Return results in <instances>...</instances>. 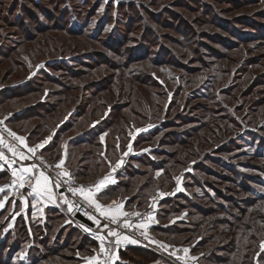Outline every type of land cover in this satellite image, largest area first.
I'll list each match as a JSON object with an SVG mask.
<instances>
[{
    "label": "rangeland",
    "instance_id": "374dc122",
    "mask_svg": "<svg viewBox=\"0 0 264 264\" xmlns=\"http://www.w3.org/2000/svg\"><path fill=\"white\" fill-rule=\"evenodd\" d=\"M90 1L91 0H80V2L84 4V12L82 14L81 9H79L81 16L79 18L82 21L81 24L80 22L78 23L77 20H75L76 18H73L72 21H70L72 25L75 23L81 25L83 30L82 24L85 22L88 13L92 12L91 9L99 5L97 9L98 11H96L97 13L95 14V16H93L87 24H84V26L86 27L85 33L79 37L68 35L65 33V31L56 30L46 31L43 33L39 32L40 35L37 39H34L33 41H25V39H23L24 42H22V46L18 47L14 40L9 38L12 36V34H9V32L14 31L13 29L15 28L2 27L4 22L0 20V29H5L1 32L3 37H0V50H2V52L8 53L7 48L13 47V49L16 50L19 48L11 56V59H6L0 56V75L8 74L6 72L12 69V72L8 76L9 82L6 85L9 86L17 84L26 79L29 80L34 76H37L33 73L35 71L37 72L41 68L44 69L45 65H47L44 62L60 55H56L54 53L53 50L55 46L64 45L66 47L65 55H73V58L75 59V61L71 59L67 60L69 63H72V65H69L68 62H66L69 67H72V71L65 70L62 68V66H56L53 67V70L51 68L46 69V71L49 72L45 73L46 81L41 78L38 79V76L35 77L34 80L37 85H40L39 89L42 92L38 94V96H30L29 98H25L23 100L7 101L6 106L4 108H0V120L6 122L5 119L12 113H15L18 110H22L23 108L37 102L40 99H42L43 102L47 101V104H43V106H41L43 110H48L49 108L51 109L58 104H61V106H65V109H63V111L59 110V114L54 116V124L48 129L46 128L44 133H40L41 131L38 132L37 126L41 124L42 121H44L43 118L47 114L45 116H40L39 118H29L27 120H22L21 122L16 121L6 124H8V128L11 131L15 132L16 135L24 138L26 145H28L29 147H33L40 144L41 142L44 143L45 141L47 142L44 144H47V139L56 129L60 128L62 124L69 123V127L72 126L73 128H71L67 132V127L62 129L60 128V139L58 136L54 141L55 152L46 155L44 158L49 162H55V160H57L59 157L58 149L64 148L63 144H66L69 160L67 163V167H64V169L71 174L73 172V169L77 168L76 174H81V165H86L88 160L96 161L97 163H99V167L97 168L93 176L95 178L97 177V180L107 173L111 172L110 170L118 163L123 164V166L134 165V167H141L139 162L133 160H136L140 157L142 159L144 155L158 159L159 156L156 157V155H154L152 151L153 149H155L158 139L162 138V135L165 133V131H169L168 133L173 131H183L186 129H190L191 125L198 124V119L207 121V116H203L207 110L204 111L201 103H207L211 107H215L216 105V108H220L222 111L216 114V117L211 120L218 122L221 128H224L228 124V120H226L225 117H223L222 119H219V117L222 115H227L226 117H228V119L233 118L238 126L235 124H231L232 132H230L228 135H225L221 132V130L219 131L218 129L217 132L220 136L219 139L214 140L213 136H209L213 140L212 143H219L218 145L214 144L215 148L220 145L225 147V152H213L209 156L215 158L223 157L226 161H233L232 164L238 165L237 169L238 171H240V175H245L247 177L250 176L251 180L253 178H257L256 180L258 182L252 181L251 187L255 191V194L263 196L264 166H262L263 162L260 159H256L253 153L257 156L259 155V152L260 154H264V41L252 38L248 35H254L255 32L253 27L250 26L252 21L256 20V26L258 25L261 26V28H264V16H262L264 14V0H256V2L253 4H249L250 0H204V2H206L208 6H218V10H220L224 17H227L230 21H235L237 20V18L240 19L238 23L241 22V24L239 25L233 24L232 21V25L224 27L222 26L223 29L227 30V33L222 32L219 27H215L211 23L201 24V22L195 19V17H197L198 15L205 14L202 13V8H200L201 6L199 7V11L197 9L182 11L183 15L185 16L184 19L189 20V26H193L197 33H201V31H204L205 33L203 35L194 32L195 34H192L194 36H188V38L193 39V41L198 43V47L200 49V54L198 55H196L193 50L196 49L197 45L194 44V47L189 49L185 48L184 45H180L175 41H172L177 38L180 43V41H184L185 39L183 34L182 36H179V34L181 33H178L179 27L181 25L180 21H178L177 19L173 21L171 18L166 16L167 19H170L173 22V27L164 28L156 24H152V26L157 30V32L153 34L154 38H152V40L156 37H159V39H155L158 40V44H156L155 49L153 50L157 53V50H159L160 48L159 45H168L172 50H174L179 58L178 59L176 56H174L175 61H178L179 64L183 62L184 65H186L182 68L189 67L192 70L188 74L184 73L186 72L185 69L177 67L178 70H176L177 65H173V63H164L161 65L152 64L147 61L137 63L136 61H133L129 58V48L126 47L122 49L121 56L111 55L108 51H106L104 45L101 42L91 41V39H89L87 36L92 37L99 31L102 32V41L107 40L106 38L109 36L110 31L115 27V25L117 27L118 23L122 25L123 20L116 23V19L118 16L119 19H122L120 17L121 15L118 12V4L120 3V0H113L112 2L114 3L108 7L107 4L111 0H92V2L89 3ZM96 1H99V3ZM140 1L144 3L151 2V0ZM167 2H169V0H159L157 6L160 7ZM10 3V0H8L5 7L2 6L0 8L7 13L11 9ZM194 7L197 6L194 5ZM62 8L63 6H61V11ZM107 11L109 12V14H111L112 17L109 24H107ZM207 15L208 16L206 17L209 20L210 18H216L215 14ZM244 16H251L253 18L246 19L247 17L243 18ZM101 19H103L102 22L100 21ZM100 22L106 24V26L104 27L103 25L102 27V25H100ZM234 23H237V21H235ZM34 25L35 24H31L32 27ZM233 28L235 30H233ZM186 29L188 30V28ZM135 32L138 33L139 36L142 34V31L140 29H137ZM208 33H218V35H221L223 37L226 36L228 38L227 42L220 43L219 39L213 40V38L208 37ZM241 33H246L243 37L246 38L247 36L249 39L246 41H240ZM15 38L17 39V37ZM44 40H48V43H43ZM98 52H104L109 59L111 58L112 60H116L119 64L124 62V66H122L120 69H113L103 64L95 65L93 60L89 59H92L91 55H93L94 53L97 54ZM46 53L50 54L45 56ZM218 54H225V57L223 56L224 58H218ZM76 57H78V59ZM15 58H20L19 60L22 61L23 65L16 66ZM84 60L87 62H91V67L83 66L82 63L84 62ZM127 61L128 65L125 64ZM139 68L148 71L151 74L153 80L158 79V85L152 86L153 84L150 83L151 85H149V87H142L132 79H130V72ZM73 70L81 73L77 77H73ZM61 80L64 82L63 84H59V82L56 83V81ZM94 80L100 81L99 90L95 88V82H93ZM65 85L69 86L70 88H68V90L65 89ZM165 90H167L168 97L166 98L165 95L163 96V98H159L157 96V93ZM138 98L141 100L140 105L135 103L136 99ZM154 99L160 101V104L152 102V106L148 107L146 101H152ZM172 100L175 101L173 103L174 106L170 105V109H166V106L169 103L171 104ZM135 104H137L139 110H141L146 117H142V119H140L138 122H135L133 125L134 127H130L131 124L126 125L125 127H117L119 124H121L120 121L123 118L124 114L129 115L130 119L134 117V114H132V112ZM127 105H129V108L127 111H125ZM113 106L121 107L122 111L120 109L115 115H111L110 109ZM75 110L77 111V113L74 115V113L76 112ZM165 112H167L168 115ZM182 113L197 119H195V121H192V123L188 125L180 124L178 126L172 125L168 127L166 130L160 132V135L156 140L153 139L151 141L138 142L137 144L135 143L140 133H146L148 131L151 132L157 127L155 126V124L166 120V118H170V120L176 122V115ZM147 115H149L148 118ZM134 119L137 121L135 117ZM114 121H117V123L114 126L115 128L112 127V129L114 128L113 130H111L113 132L109 131L100 136V138L98 139V141L102 144L98 149H96V147L94 146L88 145L87 142L83 143L79 141V143H81L80 145H74V143L72 142V138L76 137L77 134L80 133V135H85L83 133H85L87 129L92 128L98 124L104 125V128L107 130V126H109V123ZM93 124L94 126H92ZM119 131L123 132V134H121L120 136H118ZM117 133L118 135H116ZM248 133H256V135H250ZM223 137L226 138L225 141L222 140ZM77 140H80V138L76 139V141ZM230 140L234 142L233 146H231V144H228ZM221 141L224 142L221 143ZM212 143L207 140V143L204 144L200 150L205 148L208 149L209 145ZM92 149H95L96 153L94 155H90L89 158H87L86 162H79L80 155L82 156L84 153ZM175 149H177V145L166 147V151H174ZM209 152L210 151H208V153ZM208 153L206 152V154ZM129 154L132 155L129 156ZM206 162L207 163L204 166V170L206 172L209 169H212V172H214L215 169L221 170V163H219V167H216L212 161ZM201 163L204 162L201 161ZM242 165L246 166L243 167ZM192 167H194V164L186 166L185 170L184 168H182L179 172L178 168H175L174 175L176 176L174 177L175 181H173V184H171L170 181L169 184H166L165 186L159 185L158 187H156L154 185L149 191L151 198L148 200L145 207L139 210L130 208V210L128 211H146L152 206L153 201L158 197L172 199L179 194L185 193L190 197L194 196V203H199L206 208L214 207V205H217L218 201H220L219 203H222V205H224V211L226 212L222 213L217 210L218 213L214 215V219H230L231 212L237 213V210L233 209V204L228 201V197L219 198L221 196L216 195L212 189H206V191L212 195L210 198H195V195L201 196L202 194H204V190H200V188L193 185H190V187L187 188L185 186V181L186 179L188 180V176H186L185 172H192L197 174V176L202 179L203 184L212 183L214 185L213 181H215V188L221 189L225 196H235L236 199H247L248 197H250L245 192H239L241 188H245V184L236 183V185H234L233 183H230L228 181L219 182L218 180H214L213 176H209L203 171L199 172ZM126 168L120 172V179L127 176V174L124 172L126 171ZM142 169L147 168L143 167ZM162 172L163 170H159L154 173L156 174V176H158ZM121 173H124V175H121ZM94 177H90L87 179L85 176H83L80 179L73 176L76 181L83 184H88V181L94 182ZM126 179L127 177L125 178V180ZM145 180L146 178L143 179V182ZM191 180L192 179L189 178V181ZM5 181L7 180L2 179L0 181V187H3L9 183H5ZM234 188L237 190L236 192H234ZM16 195L20 194H15L11 197L9 194V198H6L8 199L9 204L0 213V229L2 228L7 231L8 228H6V225L8 219L9 223H11V221L13 220L11 225L15 224L16 228L18 225L17 223L22 218H24L23 214H18V211L20 210V212H22V209H18V211H15L13 213L10 212L13 206V204L10 202L13 201L14 197L18 198ZM2 199L3 198L0 196V204H3L4 206V200ZM178 199L180 200V198ZM119 201L123 202L124 200L120 199ZM98 202H100L101 204H105L106 202L109 203L110 201L106 197L101 198L99 196ZM161 202L157 208L159 209V213H157V216L154 217V221H148V227L146 229L147 235L149 238H152V241L153 239H158L151 230V225H167L171 227L172 225L178 223V221L188 220L187 213L193 212L192 208H182L176 213H171L170 215L166 216L164 211L166 209H170V206H166V204H164L165 202ZM1 209L2 208H0V210ZM228 211H230V213ZM8 214H10V216L7 217ZM160 216L162 220H160ZM33 221L36 222V220ZM62 222L64 221H61L60 223ZM30 223L31 233L32 227L34 230L32 238H30L26 234L25 227L24 229H21L19 225L16 228V232H18L19 235L22 232V238L20 245L16 244L12 239V241H14L15 243V247H20L16 250L13 256V264H28L30 263L29 261H31V258L33 259L34 257H41V253H48L50 250L49 248H43V251L40 250L41 248L39 246V242L40 240L43 241V237H45L44 228L41 227L39 223H33L31 219ZM60 223H57V226L60 225ZM58 227L54 229L50 242L53 241V236ZM86 229L87 232H85L88 233V231L90 230L88 228ZM223 229L225 228H221L218 232ZM142 230L145 231V229ZM212 233H208V235ZM19 235H17L18 237L16 239H20ZM197 241L198 239H195L194 242L189 244L175 243L174 246L176 248L188 249V252L185 253L188 262L193 264H202V262L199 261L200 256L193 253V246H196ZM79 242L80 241H78L77 243L79 244ZM163 242L166 243L165 241ZM170 245L173 246V244ZM32 247H35V251L32 252V254L35 256L29 254V249ZM73 247H76V245H74ZM11 249L12 247L10 243L9 247L5 250V253L7 254L9 251H11ZM29 256H31L30 260H28ZM68 264L75 263L72 262Z\"/></svg>",
    "mask_w": 264,
    "mask_h": 264
},
{
    "label": "trees",
    "instance_id": "16d2710c",
    "mask_svg": "<svg viewBox=\"0 0 264 264\" xmlns=\"http://www.w3.org/2000/svg\"><path fill=\"white\" fill-rule=\"evenodd\" d=\"M8 0H0V7L6 5ZM111 0L107 7L112 5L114 2ZM10 7L11 9L6 13L4 10L0 8V20L4 22L2 27H10L15 28L14 31L9 32V34H12L11 38L14 40L16 45L22 46V42L25 41H33L34 39H37L40 35L39 32L43 33L46 31H65L66 34L79 37L85 33V26L84 24H87L89 20L92 19L93 16L97 13L99 5L94 7L92 12H89L85 22L82 26L79 24H71L70 21H72L73 18H76L77 22L81 24L80 16V10L81 14L84 12L83 5L80 0H10ZM92 0L89 2L91 3ZM99 3V1H96ZM159 0H151L150 3H144L140 0H120V3L118 4V12L121 15L120 17L122 19H119V16L116 19V23L118 21L123 20V24H119L110 31L109 36L106 38L107 40L102 41V32L99 31L97 34L91 36H87L91 41L94 42H101L104 45V48L106 51H108L111 55H122V49L123 48H129L128 52H130V59L133 61H136L137 63H142L143 61L150 62L152 64H164V63H173L176 64V70L177 67L182 68L185 67L183 62L179 64V62L175 61L174 56L178 58L174 50H172L168 45L161 44L159 45V50L156 53L153 49H155L156 44H158L159 37L154 38V33L157 32L155 27L152 26V24H156L160 27L164 28H171L173 27V22L170 19H167L166 16L171 18L173 21L176 19L181 22V25L179 27L178 33L179 36H184V41H178L177 38H175L172 41H175L176 43L180 45H184L185 48L191 49L194 47V44L197 45L196 49H193L195 54H200L198 43L193 41V39L188 38L189 35L197 33V31L194 29L193 26H189V20L184 19V15L182 11L187 10H200L202 8V14L195 17L196 20L201 22V24L211 23L215 27H219L222 32L227 33V30L223 29L222 26H228L233 24H241L238 23L240 21L239 18H237V23H234L235 21H230L227 17H224V15L221 13L220 10H218V6L210 5L208 6L204 0H169L164 5H161L160 7L157 6ZM256 0H250L249 4L255 3ZM197 6V7H194ZM33 6V8H32ZM61 6H63L62 11ZM94 6V5H93ZM201 6V7H200ZM200 7V8H199ZM159 8V9H158ZM157 9V10H156ZM17 12V14H16ZM94 13V14H93ZM207 14L216 16L215 19L210 20L206 17ZM84 15V14H83ZM104 16V15H103ZM102 16V17H103ZM264 16V14L262 15ZM105 17V16H104ZM103 17V18H104ZM165 17V18H164ZM247 16H244L245 18ZM111 14L107 11V24L111 21ZM248 18H253L251 16H248ZM103 19L100 21L102 22ZM255 20V19H253ZM100 25L106 26V24L101 23ZM232 22V23H231ZM257 21H252L250 26L253 27L255 30L254 35H248L255 39H260L261 41H264V28H261V26H256ZM31 24H35L33 27ZM259 24V23H258ZM188 28V30L185 28ZM125 27V28H124ZM193 27V28H192ZM137 29H140L142 31V34L139 36L138 33L135 31ZM5 29H0V37L2 36V31ZM233 30H235L233 28ZM39 33V34H38ZM197 34H205L204 31H201V33ZM244 34L241 33L240 41H246L249 38L246 36L244 38ZM209 38H213V40H218L220 43L227 42V37H223L221 35H218V33L207 34ZM194 36V35H192ZM17 37V39L15 38ZM202 37V35H201ZM200 37V38H201ZM244 38V39H243ZM18 40V41H16ZM155 40V41H154ZM48 40H44L43 43H46ZM202 42V41H201ZM48 43V42H47ZM46 43V44H47ZM21 44V45H20ZM1 46V45H0ZM17 47V48H18ZM1 48V47H0ZM19 49V48H18ZM17 49V50H18ZM16 49L7 48L8 54L6 52H2L0 50V56L11 59V56L17 51ZM54 53L56 55H59L58 57H54L53 59H50L44 63L45 65L44 69H40L37 72L35 71L33 74L38 76V79H44L45 73H49L46 71L47 68H51L53 70V67L56 66H62L63 69L72 71V67H69L66 62L67 60L71 59L74 60L73 55L68 56L65 55L66 53V47L63 46H55L54 47ZM99 53V54H98ZM91 55L93 62L95 65L103 64L109 68L113 69H120L122 66H124V62L119 64L116 60L109 59L104 52ZM50 53H46L48 55ZM194 54V55H195ZM44 56V57H45ZM76 56V55H74ZM90 56V55H89ZM225 57V54H218V58ZM90 57V58H91ZM223 57V58H224ZM78 59V57H76ZM86 58V57H85ZM20 58H15L16 66H22L23 63ZM179 59V58H178ZM83 60V59H82ZM86 60V59H85ZM82 63L83 66H90L91 62L85 61ZM201 62V61H200ZM69 65H72V63H69ZM128 65V61L125 63ZM62 69V70H63ZM185 69V74L190 73L192 71L189 67L182 68ZM12 72V69L7 71L8 74L0 75V108H4L6 106L7 101L9 100H23L25 98H29L30 96H38L42 91L39 89V84L37 85L34 78L37 76H34L32 79H26L20 83L13 84V85H6L9 82V74ZM73 77H77L81 72L73 70ZM131 77L134 82H136L138 85L144 87H149V85L153 84L152 86L158 85V79L153 80L151 77V74L148 71H145L141 68L135 69L130 72ZM65 78V77H64ZM63 78V79H64ZM37 79V80H38ZM56 79V78H55ZM153 80V82H152ZM55 82V81H53ZM63 84L64 82L56 81V83ZM95 82V88L97 90L100 89L99 83L100 81L94 80ZM151 83V84H150ZM65 89L68 90L70 88L69 86L65 85ZM180 88V87H179ZM135 92V91H134ZM166 95V98L168 97L167 90L161 91L157 93V96L159 98H163V96ZM188 99V98H187ZM78 100V99H77ZM140 101V102H139ZM79 102V101H78ZM149 106H152L153 103H159L160 101L154 99L152 101H146ZM175 101L172 100L171 104L169 103L166 106V109H170V105L174 106L173 103ZM135 103L140 105L141 100L138 98L136 99ZM43 104H47V101L43 102L42 99L38 100L37 102L30 104L29 106L23 108L22 110H18L15 113H12L10 116H8L5 120H7L8 123L10 122H16V121H22L27 120L29 118H39L40 116H46L43 118L44 121H42L41 124L37 126L38 130H43L49 128L52 126L55 122L54 116L59 114V110L63 111L65 109V106H61V104L56 105L53 108H49L48 110H43L41 106ZM137 104H135L133 108L132 114H134V117L137 119V121L134 119H130V116L127 114L123 115V118L121 119V124H119L117 127L126 126L131 124L130 127H134V123L138 122L144 114L141 110H139ZM204 108L203 116H207V121H204L203 119H198V124H194L190 126V129H186L183 131H173L168 133L165 131V133L162 135V138L158 139L157 145L155 146V149H153V154L158 157L152 158L149 156H145L141 159L137 158L136 160L139 162L141 167H134V165L127 166L126 168V174L127 179L125 180L124 177L120 179V183L116 186L110 187L107 191L101 195L102 197H106L110 201L113 199H122L125 202V206L128 212L130 208L132 209H143L145 205L147 204L148 200L151 198V195L149 191L152 189V187L155 185L158 187L159 185L165 186L166 184H169L171 181V184H173V181H175L174 177L175 174V168H178V172L184 168L186 169V166L193 165L195 170H198L199 172L203 171L205 174L209 176H213L214 180H218L219 182H230L236 185V183L245 184L244 189H240L239 192H245L248 197L247 199H236L235 196H225L223 194V191L221 189H216L215 184L216 182L213 181L214 185L212 183H205L203 184L202 179L197 176V174L192 172H185L186 176H188V180L185 181V186L187 188L190 187V185L197 186L200 188V190H204V194L201 196H197L195 198H210L212 195L206 191L207 188L212 189L216 195H219L221 197L219 198H226L228 197V201L233 204V209L237 210V213H233L228 211L230 213V219L229 218H221V219H214V215L218 213L217 210L224 213L226 211L224 205L222 203H219V206L214 205V207L206 208L203 205H200L199 203H194V196L190 197L189 195H186L185 193L179 194L178 196L174 198H164L161 203L166 204V206H170V209H166L164 211L165 215H170L171 213H176L178 210L184 208H192L193 212H188L187 217L188 220H182L178 221L175 225H172L171 227L165 225H151V230L153 231L154 235H156L158 240L153 239V242L157 245L161 246L164 245V248L173 250L177 249L174 244L175 243H182V244H189L194 242L195 239H198L196 246H193V253L195 255L200 256L199 261L202 262V264H264V248L261 247L262 244H264V195H257L255 194V191L251 187V182H256L257 178L250 179V176L240 175L237 169L238 165L232 164L233 161L225 160L223 157H211L209 156L213 152H225V147L218 146L217 148L214 147V144L219 143H212V138L209 136H213V139H219V133L217 132L221 130L222 133L225 135H228L231 131V124L237 125L236 121L233 118L226 117L227 115H222L219 117V119H222L223 117L228 120V127L227 125L224 128H221L220 124L218 122H215L211 119L216 117V114H218L220 111H222L220 108L211 107L207 103H201ZM49 105V104H48ZM76 107V106H75ZM126 110H128L129 105L126 106ZM185 108V107H184ZM122 111L121 107L113 106L110 109V114L115 115L118 110ZM145 109V108H144ZM142 109V110H144ZM213 109V110H212ZM44 111V112H42ZM76 111V110H75ZM79 112V111H78ZM74 113V112H73ZM77 113V111L74 113V115ZM80 113V112H79ZM167 114V112H165ZM73 115V114H72ZM168 115V114H167ZM81 116V114H80ZM149 115H147L148 118ZM186 116V117H185ZM170 117V116H169ZM177 121L173 122V120H170V118H166V120L159 121L160 123L155 124L157 126L155 129H153L151 132H142L141 135L137 138L135 143L138 142H145V141H151L156 140L158 136L160 135V132L166 130L168 127L172 125H180L185 124L188 125L192 123V121H195L197 118H193L191 116H187L186 114H178L176 115ZM231 120V121H230ZM77 121V120H76ZM66 123V122H65ZM117 121L109 123V126H107V130L104 128V125H96L92 128H89L85 131L84 136L87 138L85 140H79L80 142H87L88 145L96 147L98 149L102 144L98 141L100 136L104 135L105 133L113 130L116 125ZM211 123V124H209ZM238 126V125H237ZM68 128L66 130L69 131L72 126L69 127V123L64 124V127L62 128ZM101 127V128H100ZM112 127H114L112 129ZM165 128V129H164ZM113 132V131H111ZM60 133V131H59ZM123 134L122 131H119L116 135L120 136ZM250 135H256V133H248ZM77 136H80V133L77 134ZM207 140L211 142L212 144L209 145V148H205L200 150L204 144L207 143ZM222 140H226L225 137L222 138ZM220 141V140H219ZM224 141H221L223 143ZM220 143V144H221ZM78 141L76 142V145H80ZM228 144H231L233 146L234 142L230 140ZM171 145H177V149L174 151H166V147ZM223 145V144H222ZM227 146V145H226ZM34 147V146H33ZM42 149V148H41ZM111 150V149H110ZM208 151H210L208 153ZM206 152L208 154H206ZM96 153L95 149L89 150L86 153H84L82 156L79 157V162H86L87 158H89L90 155H94ZM42 154L43 149H42ZM204 154V155H203ZM256 159H260L264 163V154H260L257 156L253 153ZM46 155H44L45 157ZM86 158V159H85ZM161 158V159H159ZM203 158V159H202ZM202 159V160H201ZM204 163H201V161ZM56 161V160H55ZM206 161H212L215 166L219 167V163L222 164L221 170L215 169L214 172H212V169H209L207 172L204 170V166L207 163ZM55 166L57 165L54 162H51ZM262 163V166L264 164ZM250 165V164H249ZM150 168H149V167ZM245 167L246 165H242ZM65 167V166H64ZM64 167L61 166V170L65 171ZM99 167V163L96 161L88 160L86 165H81V174H76V169H73V172L71 173L75 178H82L85 176L87 179L90 177H94V173L96 172L97 168ZM143 167H146L147 169H142ZM264 168V167H263ZM163 170V172L156 176L154 172ZM71 175V177H73ZM80 175V176H78ZM95 178V177H94ZM94 182H87L90 185H93L97 180L96 178ZM146 178V180L143 182V179ZM189 178L192 179L189 181ZM216 178V179H215ZM2 179H5V183L10 182V175L4 171H0V181ZM258 182V181H257ZM4 184V183H2ZM176 184V182H175ZM264 184V182H263ZM244 186V185H242ZM230 188V187H229ZM208 190V189H207ZM234 192L237 190L234 188ZM255 195V196H254ZM225 196V197H223ZM180 198V200L178 199ZM210 200V199H209ZM183 201V202H182ZM160 205V204H159ZM159 213V209L156 212ZM60 212L55 208H49L46 216V231L44 230L45 237L43 238V241L40 240L39 246L41 249L43 248H49L48 253H42L41 257H34L33 259L31 256V263L30 264H68V263H76L79 260H76V255H84L86 252L93 258H97V252L100 249V242L97 238L98 236H101L100 234L103 232L106 234L105 231L101 230H94L93 228L87 227L85 224L80 223L85 229L88 228L90 231L88 233L81 232L79 229H77L73 222L69 221L70 223L64 222L60 223L62 220H60ZM160 215V214H159ZM162 215V211H161ZM155 216V217H156ZM159 217V216H158ZM55 220H59L58 223L60 225L57 226V222ZM160 220H162L160 216ZM54 221V223H52ZM68 221V220H67ZM28 223L22 218L19 222L17 227L20 225L21 229H26L27 234L30 238H32V234L34 232L32 227V233H31V223H29V227L27 225ZM74 224V225H73ZM8 226V223L6 225V228ZM71 226L75 228L79 233H76V235L71 234V239L73 237V241L75 242L74 245L76 247H73V245L70 247L68 244H65L66 242L62 240L63 234L70 233L68 231V227ZM16 227V228H17ZM57 228V237L54 243L50 242V237L53 235L54 229ZM16 228L11 232H7L4 229H0V264H13V256L16 252V250L20 247H15V243L20 245L21 243V233L19 235L20 239H15L12 241V236L14 233H16ZM70 228V227H69ZM221 228H225L218 232ZM6 231V232H5ZM213 232V233H212ZM208 233H212L208 235ZM207 234V235H206ZM10 235V237H9ZM107 236V234H106ZM11 238V239H10ZM106 238H109L108 236ZM35 239V234H34ZM62 240V241H61ZM152 240V238H151ZM78 241L79 244L77 243ZM163 241H165L166 244ZM162 242V243H161ZM11 243V251H9L7 254L5 253V250L9 247ZM78 244V246H77ZM170 244H173L170 245ZM57 245V247H55ZM43 247V248H42ZM35 248V247H34ZM33 247L29 249V254H32V252L35 251ZM117 256H119V261L115 260L114 264H160V263H166L169 264L165 259L157 255L156 253L149 251L147 249L141 248L139 246L133 245V243L129 246H122L119 248V246L116 248ZM165 260V261H164ZM193 264V263H192ZM201 264V263H200Z\"/></svg>",
    "mask_w": 264,
    "mask_h": 264
},
{
    "label": "snow or ice",
    "instance_id": "6c2138e0",
    "mask_svg": "<svg viewBox=\"0 0 264 264\" xmlns=\"http://www.w3.org/2000/svg\"><path fill=\"white\" fill-rule=\"evenodd\" d=\"M4 121L0 120V124H3ZM5 132H7L8 136L12 137L14 140L18 141L21 145H24V147L27 148V151L29 153H32L35 155L36 150L38 148H43L44 144H38L35 147H29L28 145L25 144L24 138L19 137L16 135L15 132H12L10 129L5 128ZM45 141L44 143H46ZM0 146H3L7 148V150L12 153L14 157H19L20 160H26L28 157L19 150V148L15 146H10L3 135H0ZM131 150V149H129ZM0 161H4L11 167L12 163H15V161H8L7 158L5 157V154L3 152H0ZM64 164V161L61 160L55 167L56 168H61V166ZM119 164L117 165V167ZM35 165H32L30 167H22L20 169V174H17V171L13 169L12 175L14 177H17V180L19 181V187L23 188L25 184H27L31 188V192H29V195H34L37 199H42V198H47L48 200H51L54 194V189H59L61 188L64 184H68V190L72 193L73 196L79 194L83 197L84 201L88 204L89 207H92L95 209V211L99 212L100 216L104 217L105 219L109 220L111 224H115L118 227L123 224L125 227H136L137 229H145V231H142L140 235L144 236L145 239H149L147 235V227H148V221H154V217L149 215L146 220L142 221L141 223H137L133 225L129 220L125 219L121 221V217H129V213L126 211H123V203H118L115 208H112L110 206H102L98 202V193L101 191V189L105 186V183L107 181V177H105L103 180L99 181L96 185L93 187L89 188H73L71 187V174L69 172L61 171L57 173V178L55 181L51 180L50 177L43 171L35 172ZM61 177H67L68 179L62 180ZM0 191H3L2 188H0ZM64 203L67 204L68 210L72 211L75 207L73 203L67 200L65 198ZM3 207V204H0V208ZM78 211L79 209L76 208ZM88 215V219L92 220L93 223H96L97 226L99 227V221L96 219L95 216ZM136 216H140L141 214L139 212L135 213ZM104 228H107V236L110 237H116V245L118 246L121 243V239L124 241H130L131 243H137L135 239H130L128 236H123L121 237L114 229L109 228L108 224L104 225ZM87 231V229H85ZM101 243H100V252L103 253L105 252V244L104 236H98L97 237ZM151 242V241H150ZM164 245H161V248H164ZM262 248H264V244L261 245ZM184 252L187 253L188 249H184ZM171 255H175L172 253ZM116 259H118V256L115 254L109 255L106 259L103 257L100 258H92L89 260V264H109L110 261L114 262Z\"/></svg>",
    "mask_w": 264,
    "mask_h": 264
},
{
    "label": "crops",
    "instance_id": "0c3cea01",
    "mask_svg": "<svg viewBox=\"0 0 264 264\" xmlns=\"http://www.w3.org/2000/svg\"><path fill=\"white\" fill-rule=\"evenodd\" d=\"M6 123H8L7 120H6ZM63 125L64 124L61 125V127H60L61 129H62V127H64ZM92 126H94V124ZM60 128L56 129L52 133V135L47 139L48 140L47 144L43 143L44 146H43L42 149H43L44 155H48L50 153H54L55 152L54 151L55 150L54 149V147H55L54 146V141L56 140V138L58 136H59V139H60V133H59V131L61 132ZM38 132L44 133V130H40L39 129ZM141 134L142 133H140V135ZM78 138H80V141L81 140H85L86 141V139H87L84 135H80V136L76 135V137L72 138V142L74 143V145H76L77 141L79 142V140L76 141V139H78ZM40 144H42V142ZM63 147L64 148L58 149L59 157L54 163L58 164L61 160H63L64 164L62 165V167H64V166L67 167V163H68V160H69L68 149H67V145L66 144H63ZM0 152H3L5 154V157L7 158V160L11 162L9 156L3 151V149L1 147H0ZM131 155L132 154H129V156H131ZM118 164H119V166L117 167ZM118 164H116V166H114L110 170L111 172H109L106 175L102 176L100 179H98L92 185V186L96 185L99 181L103 180L105 177L108 178L106 183H105V186L98 193V197L99 196L101 197V194H103L105 191H107L110 187L116 186L117 184L120 183V172L123 171L126 168L127 165L123 166V164H121V163H118ZM32 165H34V164L29 163V162L12 163L11 167H9V165L7 163H5L4 161H0V171L6 170V172L10 175V182L7 185H5V186L0 187V188L3 189V191H0V196L3 198L2 200H4V202H3L4 206L0 210V213L9 204L8 199H6L7 197L9 198V194H10V197L15 195V194H20L18 198L14 197L13 201L10 202V203L13 204L12 210L10 212L13 213L15 211H18V209H22V212H20V210H19L18 214L20 213V214L24 215V220L28 223L27 224L28 227L30 226L29 223H30V219H31L33 223H39V225H41V227H43L44 230L46 231V227L44 225H46V222H47L46 221V216H47V212H48L49 208L57 209L60 212V214H61L60 217H59L60 220H62V221L65 220L66 223L67 222L70 223L69 222L70 220L62 213L61 209L63 208V205L66 206V204L63 203V199L58 196L56 189H54V194H53L52 199L48 200L46 197L42 198V199H37L34 195H29V192H31V188L27 184H25V186L23 188L19 187V181L17 180V177H14L12 175L13 169H15L17 171V174L19 175L20 174V169L22 167H30ZM34 171L35 172H39L37 167H35ZM124 172L126 173V171H124ZM121 175H124V173H121ZM121 202L122 201L113 199L109 203H107V202L105 204H101L100 202L99 203L102 206H110L112 208H115L116 205L118 203H121ZM122 203L124 205L122 210L123 211H127L126 206H125V202H122ZM8 216H10V214H8L7 217ZM33 220H36V222H34ZM12 221H11V223H12ZM55 222L58 223L59 220H55ZM7 223H8L7 232L11 233L15 229V224L11 225V223H9V219H8ZM52 223H54V221ZM74 224L73 225L77 229H79L81 232H85V228L82 225L78 224L77 222L74 223ZM69 227L67 229H68V231L70 233L63 234L62 235V240H64L66 242L65 244H68L71 247L72 245L74 246V243H75L73 241V237H74V235H76V233H79L78 232L79 230L77 231L75 228H73L71 226H69ZM56 232H55V234L53 236V241L49 242V243H54L55 242L56 237H57ZM26 234H27V231H26ZM44 234H46V233H44ZM71 234H73L72 239H71ZM17 235H18V232L14 233V235L12 236V239L14 241L18 237ZM50 241H51V237H50ZM131 244L132 243L130 241H124L123 239H121V243L118 246L120 248L122 246H128V245L130 246ZM55 247H57V245ZM40 250L43 251V249H40ZM31 255H33V254H31ZM33 256H35V255H33ZM116 256H117V254H116ZM92 258H93L92 256L89 257L87 252L83 256L82 255H76V260H79V261H77L75 264H89V260L92 259ZM94 258H96V257H94ZM119 258L120 257L118 256V259H116V260L119 261ZM28 260H30V257L28 258ZM29 262L31 263V261H29ZM30 263H28V264H30Z\"/></svg>",
    "mask_w": 264,
    "mask_h": 264
},
{
    "label": "built area",
    "instance_id": "2783aa9c",
    "mask_svg": "<svg viewBox=\"0 0 264 264\" xmlns=\"http://www.w3.org/2000/svg\"><path fill=\"white\" fill-rule=\"evenodd\" d=\"M3 121V120H2ZM8 128L6 122L4 121L3 124H0V135H3L6 142L10 145V146H15L17 148H19L20 151H22L27 157L28 159L26 160H20L19 157H14L12 155V153H10L7 148L0 146L3 151L9 156L11 161H15V163H24V162H29L34 164L38 171H43L45 172L51 180L55 181L57 178V173L63 171L60 168H56L54 164H52L51 162H49L47 159L44 158V155L42 154V149L38 148L36 150L35 155H33L32 153H29L27 151V148L24 147V145H21L18 141L14 140L12 137L8 136L7 132L4 131V129ZM13 132V131H12ZM18 136V135H17ZM71 187L73 188H89V187H93L90 184H83V183H79L78 181H76L75 178L71 177ZM62 180L64 179H68L67 177H61ZM69 185L68 184H64L61 188L56 189L57 194L59 197H61L63 199V203L65 198H67L68 201H70L71 203H73L75 205L74 209L72 211L68 210V206L66 204V206L63 205L62 213L73 223H82L78 220V217H83L85 219H88V215H86L85 213L89 214V215H93L96 217V219L100 222L99 223V227L97 226L96 223H93L92 220H90L94 226L91 227L94 230H103L106 232L108 229L104 228L105 224H108L109 228L114 229L121 237L123 236H128L130 237V239H135L137 241V243H133V245L139 246L141 248L150 250L155 252L157 255H159L160 257H162L163 259H165L169 264H192L190 262H188L186 256H185V252H184V248H177V249H167V248H161V246L157 245L156 243H154L151 238L149 239H145L144 236L140 235V233L144 230L142 229H137L136 227H125L123 224H121V226H117L115 224H111L109 222V220L105 219L104 217L100 216L99 212L95 211L94 208L89 207L88 204L84 201L83 197L79 194L73 196L72 193L68 190ZM17 197H19V195H16ZM164 199V197H158L156 200L153 201L152 206L146 210V211H128V213L130 214L129 217L125 218V217H121V221L122 220H129L133 225L137 224V223H141L142 221L146 220L147 217L149 215H151L152 217L156 216V212H157V208L158 205L160 204V202ZM76 208H78L79 210L77 211ZM139 212L141 215L140 216H136L135 213ZM89 220V219H88ZM87 226V225H86ZM89 227V226H87ZM90 228V227H89ZM106 234H104L103 232L100 234L101 236L105 237L104 240V244H105V252L101 253L100 249L97 252V258L103 257V258H107L109 255L111 254H115L116 253V248L118 247L115 243L116 241V237H110L106 238ZM151 241V242H150ZM99 242L101 243V241L99 240ZM172 253H174L175 255H171ZM109 264H114V262L110 261Z\"/></svg>",
    "mask_w": 264,
    "mask_h": 264
},
{
    "label": "water",
    "instance_id": "95a60500",
    "mask_svg": "<svg viewBox=\"0 0 264 264\" xmlns=\"http://www.w3.org/2000/svg\"><path fill=\"white\" fill-rule=\"evenodd\" d=\"M78 220H79L80 222H82L83 224L89 226V227H93V226H94V224H93L90 220L85 219V218H83V217H80V216H79V217H78Z\"/></svg>",
    "mask_w": 264,
    "mask_h": 264
}]
</instances>
